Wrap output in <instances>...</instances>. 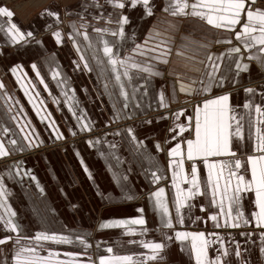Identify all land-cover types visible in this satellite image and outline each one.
<instances>
[{
    "label": "crops",
    "instance_id": "1",
    "mask_svg": "<svg viewBox=\"0 0 264 264\" xmlns=\"http://www.w3.org/2000/svg\"><path fill=\"white\" fill-rule=\"evenodd\" d=\"M193 2L195 0H188L189 4ZM167 5L168 0H150V16L146 15L142 4L132 8L130 0H125L124 9L114 8L110 3L95 5V11L105 13L104 22L96 20L87 24L67 21L63 25L60 19L52 18L46 13V28L55 30L47 32L46 36L37 41H29L28 45L26 41L12 43L9 35L2 36L3 31L0 30V84H3V88H0V142L5 144L9 157H16V160L0 165V183L5 190V195L0 197V216L5 220L10 217L18 226L17 231L12 232L4 221H0V240H6V243L0 244V264H16L15 255L20 248H34L39 256L48 258L52 264H99L101 258L111 259L117 256H131L133 259L128 264H196L190 238L177 239L176 232H203L205 239L209 241V261H214L219 256L223 264H264V254L261 253V248H264V240L261 238L264 227L256 226L257 220L253 215L259 212L255 187L246 189L241 186L239 205L234 206L232 217L235 218L237 213H242V216L238 221L230 219L220 212L219 196L215 198L216 203H213L207 167V164L234 162L239 159L241 167L235 169L237 175H243L245 182L251 181L252 166L248 163V158L262 154L256 151V128L260 127L261 134H264V124L257 122L259 118L255 106L264 107V63L248 57L264 56V53H258L256 48L244 50L241 42L235 39V32L241 30L240 25L236 26L235 32L217 29L198 17L173 16L164 11ZM252 9H264V5ZM186 11L190 12L191 9ZM120 16H127L129 20L124 25L123 38L110 34L117 30L116 20ZM96 29L109 31L97 32ZM156 31L171 38V54L167 57V64L161 63L159 59H150L157 56L158 51L147 52L143 56L133 51L137 45L145 49L153 47L159 38L150 39V34ZM56 32L61 34L59 43L54 35ZM85 32L88 40L84 39ZM104 40L110 42L114 53L121 59L132 56L138 63L153 65L160 75L149 76L135 69L130 70L131 81L122 78L129 92V99L125 101L119 95L110 65L99 62L106 60L103 55ZM225 40H231L232 43L218 42ZM18 44L25 46L18 51ZM215 45H218L217 49H214ZM237 46L241 47L240 53L226 54L228 49ZM177 51L183 52L184 56L178 57ZM82 54L91 71L82 66L85 63L80 59ZM221 54L225 55L222 60L217 61L221 66L220 72L211 82L210 91H201L210 82L204 75V64L198 62H207L209 55L215 59ZM237 62L247 64L248 69L238 70ZM33 64L36 69H33ZM76 64L80 67L77 68ZM55 72L59 76L53 78ZM84 72L93 82L89 91L103 93V101H99L94 95L95 99L90 101L81 96L75 81L83 80ZM221 77L222 87L219 86ZM193 79L202 80L203 84L198 82L191 85L196 89L191 94L181 92L180 84H191ZM34 83L42 85L41 91L46 93L54 90L50 89L51 83L61 84V90L64 91L62 106L67 109L65 120L71 126L67 131L52 119L54 125H57L52 131V139L62 140L72 134L88 131L82 129L83 124H88L92 129L118 120L126 121L132 116L151 112L155 114L127 123L112 132L71 140L63 148L50 149L48 153L29 154L32 135L26 126L31 123L34 101L36 103L39 98L43 101V95H36L38 98L34 96ZM106 83L109 85L107 89L104 87ZM247 88L255 91L246 93ZM161 92L164 93L167 107L171 103L177 105L171 113H156L166 108L160 103ZM224 94L230 96L229 104L234 110L231 114L236 116L241 125L243 139L231 137L230 149L235 156L207 157V164L204 158L195 161L203 194L185 201V206L177 214V188L173 186L174 169L169 167L172 159L169 150L177 143L181 144L185 152L184 172L190 179L193 161L186 159L184 141L194 139L195 108L205 100ZM203 95L209 96L193 105L180 104L184 100L197 99ZM44 96L46 100L47 96ZM125 103L127 108L123 107ZM246 103L252 107L246 109ZM181 110L184 114L176 119L175 113ZM40 111L41 116L45 117V113L41 109ZM189 117L192 118L191 127L177 135V125L188 126ZM43 121L50 123L47 118ZM232 124L234 131L236 122L233 121ZM129 128L133 130L135 141L127 131ZM172 128H176V132H171ZM4 129H8L7 133ZM72 130L74 131L70 132ZM29 133V139L25 140L24 136ZM11 140H16L17 144H10ZM89 141L93 143L89 144ZM153 173L160 177L158 181L154 179ZM177 183L187 193L190 185L183 182L181 177L177 178ZM235 184L236 180L233 178V188ZM159 188L165 190L161 199L169 209L167 215L155 203L153 193ZM140 209L143 211H139ZM227 210L225 201V213ZM10 213L15 215L10 216ZM214 215L217 217L215 221L211 219ZM140 218L144 219V225L102 227L120 220ZM226 220L228 223L239 222L240 227H227ZM244 220L248 223L245 224ZM168 221L172 227L166 226ZM41 234L66 237L71 242L36 240L35 237ZM81 239L90 246L85 247V244L80 243ZM144 243L165 244V248L159 253L162 258L146 259L152 252L143 246ZM237 245L240 257L234 254ZM109 248L112 252L107 251ZM224 249L229 253L226 257L221 255ZM49 253L53 255L49 257Z\"/></svg>",
    "mask_w": 264,
    "mask_h": 264
},
{
    "label": "snow or ice",
    "instance_id": "2",
    "mask_svg": "<svg viewBox=\"0 0 264 264\" xmlns=\"http://www.w3.org/2000/svg\"><path fill=\"white\" fill-rule=\"evenodd\" d=\"M114 8L124 9L125 8V0H107ZM256 0H195V2L189 4L188 0H168V5L164 9L166 12H170L171 15H191L192 17H198L201 20H205L207 24L212 25L217 29L223 28L226 31L235 32L236 26L240 25L241 30L239 32H235V39L240 41L243 45L244 50L251 51L253 48L257 49L258 53H264V9H255L253 10L251 5L254 4ZM150 0H130V4L132 8H135L138 4H142L145 8L146 15H152V9L149 7ZM186 9H191L190 12H187ZM50 15H56L57 19H59L58 14L49 13ZM14 13L7 9L6 7H0V17H8L9 22L11 17H13ZM243 21V23H242ZM111 23V21H109ZM116 23L118 25L117 30L111 31L110 34L112 36H119L121 38L124 37V25L129 23L127 16H120ZM3 25L0 24V30H2ZM8 35L11 39L12 43H20L21 41H26L27 38L33 36L32 32H21L19 27L15 23L10 22V26L7 29ZM97 32H108V29H96ZM57 38V42L61 41V34L56 32L54 34ZM84 39L88 40L87 33H83ZM159 38L158 42L151 48H142L141 45H137L133 50L135 54L146 55L147 52H157L158 55L155 57H150V59H159L161 63L167 64L169 61L167 57L171 54V48L169 47L170 37H167L163 33L156 31L150 34V39ZM221 43L231 44V40L218 41ZM147 44V41H145ZM182 47H187L186 45H182ZM80 50L79 48L77 49ZM241 47H232L228 49L227 55H231L233 53H240ZM103 55L106 57V60L99 61L102 65H110V71L113 75L115 84L119 88V95L124 98L125 101L129 99V92L126 89V85L122 82V78H127L131 81L132 76L130 75V70L135 69L138 72L147 73L149 76L160 75V73L154 70V66L151 64H141L136 62L132 56L121 59L118 55H116L113 51V47L110 46V42L108 40L103 41ZM176 55L184 56V53L181 51H177ZM225 54H221L220 56L213 58L212 55L207 56V62L199 61L198 63L204 64L205 72L204 75L207 76L209 80V84L205 85L201 91L207 92L210 91L211 82L215 80L216 74L220 72V61L223 59ZM80 59L85 61L84 68L91 71L89 64L86 61L85 56L82 54ZM185 59H191L190 57H185ZM248 59H259L262 63H264V56L259 55H250ZM33 69H36V65H32ZM76 67L79 68L80 65L76 64ZM247 64H241L239 62L236 63V68L238 70H247ZM15 72V69H13ZM39 75V73H37ZM59 76L58 72L53 73V78ZM203 84V81H197L195 79L191 80V84H180V91L191 94L196 91V89L192 88L191 85L196 83ZM43 83V80H41ZM219 86H223V77L219 80ZM105 89L109 87L106 83L104 85ZM0 88H3V84H0ZM255 90L252 88L245 89L246 93H253ZM67 95V93H65ZM71 99V97H69ZM230 96L229 94L220 95L218 97L205 100L202 105H197L195 108V128H194V139H186L184 144H186V159L188 161H193L190 171V179L189 175L184 172V158L185 152L181 147L180 143H177L175 147L169 150V156L172 158L169 163V167L173 168V186L177 188V197H176V211L177 214L180 212V208L185 206V201L188 199L198 195L203 194L201 192V184L198 179V169L196 167L195 161L198 158H204L207 164V157H219L224 155L235 156L236 154L231 151L230 143L231 137L236 136L240 139H243L241 134V125L237 120L235 115L231 113L234 111L229 104ZM160 103L162 107H167V103L165 101L164 93H160ZM124 108H127L128 105L125 103L123 105ZM244 107L251 108L252 105L246 103ZM255 112L258 116V123L264 124V107L260 105L255 106ZM183 110L175 113L176 119H179L181 115H183ZM15 119V117H13ZM192 118L189 117V125H177L179 128V133L177 135L183 134L185 131H188L191 127ZM235 121V129L232 131L233 124ZM54 123V122H53ZM150 123V121H149ZM83 130H90V126L88 124L82 125ZM23 131V129H21ZM8 129H4V132L7 133ZM131 139L133 141L136 140L135 135H133V130H127ZM171 132H176V128L170 129ZM257 134V144L256 151L262 153L259 156H251L248 158V163L251 164V181L245 182V178L243 175H237L235 169H239L241 167V161L239 159L234 162H220V163H212L207 164L209 169L208 174V184L211 186L213 203H216V197L219 196V206L220 212L222 215H226L230 219L239 220L242 216V213H237L235 218L232 217V211L234 206L238 207L241 186L243 185L246 189H251L253 186L255 187L256 193V204L259 208L258 213H254L257 220V227H264V134H261V128H256ZM29 134L24 136L25 140L29 139ZM119 135V133H117ZM62 138V137H58ZM173 139H176V136H173ZM10 144L16 145V140L9 141ZM92 141H89V144H92ZM142 144V142H138ZM29 146H31V142H29ZM114 147V146H113ZM159 148V145H157ZM9 155L8 149L5 147L3 142H0V157H5ZM179 158V159H177ZM225 170H227V175H225ZM85 171L87 172V168L85 167ZM90 175V174H89ZM154 179L158 181L160 177L156 175V173L152 174ZM181 177L183 182L190 185L185 193L183 190L179 188V184L177 183V178ZM235 178L236 184L233 188L232 180ZM221 181H223V187H221ZM164 189L159 188L153 196L155 197L156 206L162 210V212L167 215L169 209L167 204L161 199L164 195ZM5 195V190L3 188L2 183H0V197ZM225 201H227L228 210L225 213L224 205ZM139 211H143L140 209ZM15 213H10V216H14ZM213 221L217 219L214 215L211 217ZM0 221H4L6 226L12 231H17V225L12 222L9 217L7 220L4 219L3 216H0ZM182 223V219L180 221ZM244 223L247 224L248 221L244 220ZM144 225L145 221L143 218L140 219H132L130 221L120 220L113 224H105L102 227H122L126 225ZM167 227H172L171 222L168 221L166 224ZM220 227L219 224L216 225ZM225 226L227 227H240L239 222L228 223L225 221ZM130 234V233H129ZM177 239L180 240H191V249L195 253L196 264H223V260L218 256L214 261H209L207 256V248L209 245V241L205 239V234L203 232L200 233H188V232H176ZM262 240H264V233L261 234ZM8 239H11L10 237ZM36 240H54L57 242L69 243L71 242L66 237L57 238L55 236H47V235H38L35 237ZM167 239H171V237H167ZM218 239H222L219 238ZM6 243V240H0V244ZM19 243V241H17ZM80 243L85 244V247H89L85 240L81 239ZM143 246L151 250L152 254L149 255L146 259L148 260H156L159 257V253L165 248V244L163 243H144ZM108 252H112V249H107ZM25 253H30L31 255H25ZM261 253L264 254V248H261ZM235 256L240 257L241 253L239 250V245L236 247ZM53 254L49 253V257ZM222 256H228L229 253L227 249H224ZM131 256H117L112 257L111 259L101 258L99 264H128V262L132 261ZM16 264H52V262L45 257H41L36 253L34 248H20L15 255ZM56 264H64V262H56Z\"/></svg>",
    "mask_w": 264,
    "mask_h": 264
},
{
    "label": "rangeland",
    "instance_id": "3",
    "mask_svg": "<svg viewBox=\"0 0 264 264\" xmlns=\"http://www.w3.org/2000/svg\"><path fill=\"white\" fill-rule=\"evenodd\" d=\"M106 3H108L107 0H0V7H6L7 9L11 10L14 13L13 17H11L10 22L15 23L19 27L21 32L33 33V36L27 38L26 40V45H28L29 41L30 42L37 41L39 38L46 36L47 32H51L52 30H55V28H46V21H45L46 13L58 14L59 19L61 20L63 25H66L67 21H77L80 24L81 23L87 24L89 22L96 20H101V22H104L103 16L105 13L103 11L102 12L95 11L94 6L100 4L105 5ZM263 5H264V0H256V2L251 5V7L260 8ZM96 15H101V17ZM50 16L52 18L54 17L55 19L57 17L56 15H50ZM110 17L111 15L109 13V18ZM1 19H2L1 24L3 25L1 31L4 32V33L1 32V35L3 36L4 34H8L7 28L10 26V22L8 17H2ZM24 46L25 45L23 44H18L17 50L18 51L21 50L22 48H24ZM217 48L218 45H215L214 49ZM83 76H84L83 80L78 81L76 79L77 81H75L77 86H79L81 96H83V98L86 101H90L95 99L93 97L94 95L96 99H98L99 101H103L102 98V95H104L103 93L94 92V91L91 93V91H89V88L93 83L91 81L90 76H88V74L85 72L83 73ZM33 85H34L33 88L34 96L36 97V95H41V96L43 95L42 96L43 101L41 102L40 98L36 101V103L34 101L32 106L31 123H27L28 126H26L27 130H30L32 135L31 146H29V150H28L29 154L48 153V150L50 149L63 148L65 145L70 143L71 140L86 138L103 132H112L115 129L117 130L122 126L127 125V123L130 124L131 122L137 121L138 119H142L145 116H149V115L153 116L155 114L151 112L148 113L147 115L132 116L128 118L126 121L118 120L110 124H104L101 125L100 127L92 128L83 133L72 134L62 140L52 139V137H54L52 131L55 130L54 128L56 125V124L54 125L52 119L56 120L57 125L62 126V128L66 129L67 131L70 130L69 126H71L70 124H67L65 120L66 119L65 112H67V109H65L62 106V103L64 102L62 99V94L64 92L63 90H61L62 85L51 83L50 89L53 88L54 90H49V92L47 93L45 91H41L42 89L41 87H43L42 85L36 83H34ZM44 95L47 96L46 100ZM207 96L209 95H203V97H198L197 99L184 100L180 104L193 105L196 102H199L200 100L206 98ZM171 104L172 105L156 113H163V112L171 113L172 109L177 107V105H173V103ZM40 109L45 113V117L41 116ZM45 118L49 120L50 122L49 124L43 121ZM73 131L74 130L70 132ZM14 160H16L15 156L0 157V165L3 163H9ZM150 264H164V263L154 262Z\"/></svg>",
    "mask_w": 264,
    "mask_h": 264
}]
</instances>
